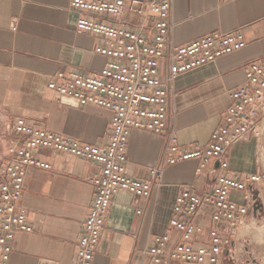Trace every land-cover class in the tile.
Wrapping results in <instances>:
<instances>
[{"label":"crops","instance_id":"obj_1","mask_svg":"<svg viewBox=\"0 0 264 264\" xmlns=\"http://www.w3.org/2000/svg\"><path fill=\"white\" fill-rule=\"evenodd\" d=\"M76 17L69 0H0V150L4 157L15 141L11 126L17 117L34 128L84 143L107 141V109L80 106L47 88L58 70L88 73L106 61L94 53L100 42L96 36L76 32ZM170 20L169 41L174 45L213 31L237 30L244 33L247 45L173 80L166 129L161 134L131 131L126 173L133 178L150 179V170L164 163L170 130L176 132L182 148L205 145L230 103L229 91L244 82L245 64L264 53V0H173ZM161 78H167L165 65ZM251 136L229 148L226 159L231 171L261 172L258 146L248 139ZM41 157L51 168H29L20 199L33 229L16 235L9 264H72L75 242L93 198L95 163L51 150L42 151ZM196 167L195 160L165 165L161 177L153 180L151 194L137 203L128 192L117 191L93 264H146L145 250L154 235L165 231L177 193L213 186L217 163L199 174ZM262 183L254 189L252 208L262 195L258 190ZM252 216L253 211L246 217L247 224Z\"/></svg>","mask_w":264,"mask_h":264},{"label":"built area","instance_id":"obj_2","mask_svg":"<svg viewBox=\"0 0 264 264\" xmlns=\"http://www.w3.org/2000/svg\"><path fill=\"white\" fill-rule=\"evenodd\" d=\"M173 0H69L76 11L75 29L100 42L94 53L106 59L88 73L58 70L47 88L78 105H93L110 112L107 141L84 143L34 128L22 117L13 121L14 143L0 164V264H9L13 241L32 225L20 205L29 168L50 169L41 152L51 150L84 159L98 166L91 179L94 194L76 239L72 264H93L96 248L111 200L126 191L137 203L152 191L153 180L165 165L197 161L199 174L217 163L210 189L195 192L181 189L163 233L151 238L145 250L146 264H228L234 260L238 234L254 202V189L262 182L260 173H235L226 159L229 148L257 134L264 123V53L245 64V79L229 91L230 103L201 147H180L170 130L164 163L150 170V179L126 173L127 147L133 129L161 134L167 127L169 87L180 74L247 45L242 31H213L182 45L169 41ZM14 28V27H13ZM167 78H161V67ZM140 213V209L137 210Z\"/></svg>","mask_w":264,"mask_h":264},{"label":"rangeland","instance_id":"obj_3","mask_svg":"<svg viewBox=\"0 0 264 264\" xmlns=\"http://www.w3.org/2000/svg\"><path fill=\"white\" fill-rule=\"evenodd\" d=\"M248 139L258 146L260 174L264 175V124L258 129L257 134ZM3 151L0 150V164L5 159ZM257 157H255L256 160ZM262 182L258 189L262 195L259 198L256 197L255 207H251L250 211H253V219L249 218L251 221L246 223L247 226L240 229L233 255L234 260L228 264H264V178Z\"/></svg>","mask_w":264,"mask_h":264},{"label":"bare ground","instance_id":"obj_4","mask_svg":"<svg viewBox=\"0 0 264 264\" xmlns=\"http://www.w3.org/2000/svg\"><path fill=\"white\" fill-rule=\"evenodd\" d=\"M260 227H262V226H260Z\"/></svg>","mask_w":264,"mask_h":264}]
</instances>
